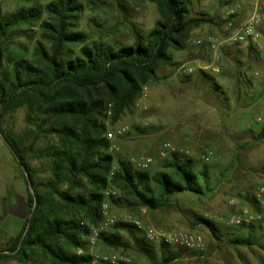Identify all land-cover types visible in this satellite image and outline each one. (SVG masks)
Returning a JSON list of instances; mask_svg holds the SVG:
<instances>
[{
  "label": "trees",
  "instance_id": "1",
  "mask_svg": "<svg viewBox=\"0 0 264 264\" xmlns=\"http://www.w3.org/2000/svg\"><path fill=\"white\" fill-rule=\"evenodd\" d=\"M2 1L0 135L31 186L26 178V219L11 247L0 251V258L28 263L40 252L49 264H92L88 239L102 221L104 191L109 185L121 193L111 198L114 205L151 211L173 208V199L180 194L203 196L210 191L207 171L197 173L193 159L177 154L164 164L166 171L153 175L123 159L114 167L111 142L105 134L106 121L117 123L143 88L157 80L161 66L178 65L171 50H185L193 32L213 24L214 18L195 14L193 0H150L160 19L147 34L131 25L134 42L125 45L92 41L81 31L84 5L78 0H52L43 9L30 7L11 15L1 14ZM118 5L126 11L120 0ZM37 23L40 39L31 58L26 59L24 51L13 55L9 40ZM253 48L248 46L249 51ZM215 89L221 88L216 85ZM20 108L28 110L29 127L22 136L4 126L5 118ZM41 138L52 141L41 152L50 164L51 176L46 181L36 180L29 163ZM257 139H264V130ZM84 181L91 186L89 191ZM195 225L207 228L217 242L234 249L253 248L264 239V221L231 226L226 233L203 216L195 219ZM98 241L116 251L134 246L152 264H173L183 256L180 248L147 242L132 223L117 222L109 232H100Z\"/></svg>",
  "mask_w": 264,
  "mask_h": 264
},
{
  "label": "rangeland",
  "instance_id": "2",
  "mask_svg": "<svg viewBox=\"0 0 264 264\" xmlns=\"http://www.w3.org/2000/svg\"><path fill=\"white\" fill-rule=\"evenodd\" d=\"M51 1L3 0L1 14L11 15L30 7L43 9ZM78 1L84 5L80 30L92 41L130 45L134 42L131 25L147 34L160 19L157 6L150 0H120L126 11L119 7L118 0ZM236 3L244 9L243 20L251 15L256 4L264 16V0H193L194 13L207 14L215 22L195 30L185 50H171L178 65L161 66L157 80L143 88L136 103L117 123L106 121L105 136L111 142L109 152L114 157V167L117 160L123 159L153 175L166 171L164 164L177 154L184 160L193 159L197 173L207 171L210 191L203 196L180 194L173 199V208L151 211L114 205L113 196L107 198L105 192H115L114 199L121 193L109 185L104 191L107 214L102 213V221L92 228L88 239L87 252L94 259L108 256L115 258L116 264H152L134 246L124 252L99 243L100 232H109L117 222H125L135 224L143 235L154 229L202 237L203 249L180 248L183 256L173 264H264V239L253 248L234 249L217 242L207 228L195 225V219L203 216L226 233L233 226L230 223L233 218L251 217L256 224L264 221V192L260 193L264 190V139H257L264 130V34L253 51L248 46H229L220 72H204L211 80L200 69L211 63L210 55L205 47L193 44L194 39L209 34L223 39L226 36L222 31L223 17ZM39 39V23L30 30L22 29L9 40L12 54L24 51L25 58L30 59ZM189 67L194 69L191 75L186 73ZM216 85L221 89L216 90ZM27 112L26 108H20L8 115L4 126L15 135H24L29 127ZM51 143L41 138L35 152L29 155L38 181L51 176L49 161L41 157ZM147 159L151 163L143 169ZM90 188L84 181V189ZM27 190L25 173L0 136V251L11 247L22 229ZM153 244L158 246L160 242ZM0 264H49V259L37 252L28 263L0 258Z\"/></svg>",
  "mask_w": 264,
  "mask_h": 264
},
{
  "label": "built area",
  "instance_id": "3",
  "mask_svg": "<svg viewBox=\"0 0 264 264\" xmlns=\"http://www.w3.org/2000/svg\"><path fill=\"white\" fill-rule=\"evenodd\" d=\"M238 10L235 7L229 8L228 12L223 17L222 31L226 34L223 39H219L213 34L204 36L203 38H196L193 40V44L207 49L211 58V63L200 67L203 72L219 73L221 68L222 58L225 51L229 46H257L264 34V16L259 11L258 5L254 6L251 15L245 19L240 20L238 16ZM186 73L191 75L194 73L192 67L186 68ZM119 134L122 131L118 132ZM108 137L113 138L112 134ZM151 163L150 159H147L142 164V168L146 169ZM264 190L261 189L260 193ZM115 192L111 190L105 192L107 198L114 197ZM107 204L102 205V213L107 214ZM252 221L251 217L248 218H233L230 223L233 226L240 225L242 223L249 224ZM138 225V224H137ZM145 240L150 243L160 242L169 245L172 248H185L189 250L203 249L204 241L202 237L198 235L188 233H171V232H158L154 229L146 230L144 233ZM92 264H116L115 258H109L105 256L102 260L94 259Z\"/></svg>",
  "mask_w": 264,
  "mask_h": 264
},
{
  "label": "crops",
  "instance_id": "4",
  "mask_svg": "<svg viewBox=\"0 0 264 264\" xmlns=\"http://www.w3.org/2000/svg\"><path fill=\"white\" fill-rule=\"evenodd\" d=\"M232 7H235V8L238 10V12H241V14H240V16H239V19H240V20H243V15H244V13H242V12L244 11V9L241 8L240 3H236V4L233 5Z\"/></svg>",
  "mask_w": 264,
  "mask_h": 264
},
{
  "label": "water",
  "instance_id": "5",
  "mask_svg": "<svg viewBox=\"0 0 264 264\" xmlns=\"http://www.w3.org/2000/svg\"><path fill=\"white\" fill-rule=\"evenodd\" d=\"M1 136V138L5 141V139H4V137L2 136V135H0ZM6 142V141H5ZM10 148V147H9ZM10 150H11V148H10ZM26 178H27V182H28V184H29V186H31V181H30V179H29V177H28V175L26 174Z\"/></svg>",
  "mask_w": 264,
  "mask_h": 264
}]
</instances>
